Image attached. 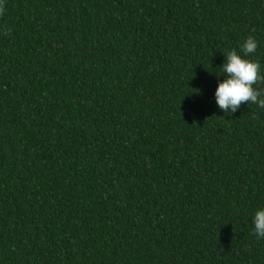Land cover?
<instances>
[{
  "label": "trees",
  "instance_id": "1",
  "mask_svg": "<svg viewBox=\"0 0 264 264\" xmlns=\"http://www.w3.org/2000/svg\"><path fill=\"white\" fill-rule=\"evenodd\" d=\"M3 3L0 264H264V110L215 101L264 0Z\"/></svg>",
  "mask_w": 264,
  "mask_h": 264
},
{
  "label": "clouds",
  "instance_id": "2",
  "mask_svg": "<svg viewBox=\"0 0 264 264\" xmlns=\"http://www.w3.org/2000/svg\"><path fill=\"white\" fill-rule=\"evenodd\" d=\"M4 13V3L0 0V15ZM259 43L253 36L247 37L240 46L227 52L221 67V75L215 90L217 107L225 113L234 115L244 104H253L264 110V90L256 87L264 82L261 64L250 57L257 52ZM253 233L258 240H264V207L255 210Z\"/></svg>",
  "mask_w": 264,
  "mask_h": 264
}]
</instances>
